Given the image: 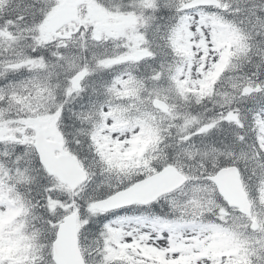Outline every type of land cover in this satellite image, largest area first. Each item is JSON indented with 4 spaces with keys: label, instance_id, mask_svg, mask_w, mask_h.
I'll use <instances>...</instances> for the list:
<instances>
[{
    "label": "snow or ice",
    "instance_id": "snow-or-ice-1",
    "mask_svg": "<svg viewBox=\"0 0 264 264\" xmlns=\"http://www.w3.org/2000/svg\"><path fill=\"white\" fill-rule=\"evenodd\" d=\"M0 264H264V0H0Z\"/></svg>",
    "mask_w": 264,
    "mask_h": 264
}]
</instances>
